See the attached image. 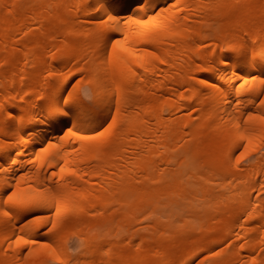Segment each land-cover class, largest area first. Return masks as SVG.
<instances>
[{
	"label": "bare ground",
	"instance_id": "bare-ground-1",
	"mask_svg": "<svg viewBox=\"0 0 264 264\" xmlns=\"http://www.w3.org/2000/svg\"><path fill=\"white\" fill-rule=\"evenodd\" d=\"M0 264H264V0H0Z\"/></svg>",
	"mask_w": 264,
	"mask_h": 264
}]
</instances>
